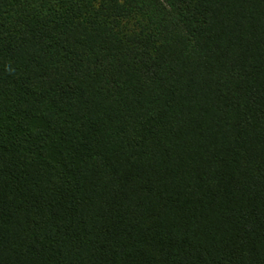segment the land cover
Wrapping results in <instances>:
<instances>
[{
  "label": "trees",
  "instance_id": "1",
  "mask_svg": "<svg viewBox=\"0 0 264 264\" xmlns=\"http://www.w3.org/2000/svg\"><path fill=\"white\" fill-rule=\"evenodd\" d=\"M0 264H264V0H0Z\"/></svg>",
  "mask_w": 264,
  "mask_h": 264
}]
</instances>
